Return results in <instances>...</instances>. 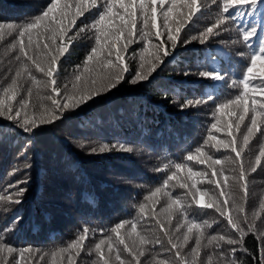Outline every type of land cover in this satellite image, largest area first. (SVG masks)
I'll return each instance as SVG.
<instances>
[{"label":"trees","instance_id":"obj_1","mask_svg":"<svg viewBox=\"0 0 264 264\" xmlns=\"http://www.w3.org/2000/svg\"><path fill=\"white\" fill-rule=\"evenodd\" d=\"M105 2L96 0L98 10L76 17L75 25L68 24L65 41L72 37L74 46L59 58L58 74L54 77L57 87L58 84L62 87L61 95L65 89L71 95H79L82 89L92 86L91 82L98 74L106 71L102 67L104 62L108 59L115 62L114 53L108 56L105 50L99 57V63L89 62V71H84L87 55L92 48H99L93 25L104 10ZM50 3L51 0H0V24L23 26L42 15ZM65 3L75 13L78 0H61V6ZM252 10L264 14V5L257 0ZM236 11L239 15L230 10L229 25L223 20L219 8L206 1L202 5V17L195 18L180 35L181 40H191L213 27L208 40L204 44L199 39L187 45L180 43L174 59L164 64L150 82L132 84L129 81L140 70L141 54L148 55L143 52L148 45L140 36L139 21L132 42L121 53L128 67L125 81L111 92L95 97L81 110L68 111L61 120L42 126L34 134L25 133L13 121L0 116V244L14 249L13 253H8L6 248L0 251V264H17L19 253L25 249L28 251L20 264H104L105 260L108 264H121V261L123 264H193L196 237L201 233L196 264H232L233 261L235 264H264V192H261L264 188V155L260 164L254 167L257 172L254 179L250 178L253 186L246 191L241 189L240 203L226 209L224 216L208 213L204 215L202 223L192 221L190 215L198 206L190 195H185L188 190L180 187L183 183L191 185L196 182L199 188L203 179L217 178L222 182L221 189L225 196H231V189L223 183V176L227 174L225 168L223 175L218 169L213 177L212 169L207 166L195 169L189 164L187 156L191 154V147L200 145L197 141L193 146L190 144L204 125V117L213 119L218 105L234 100L243 91L240 84L243 75L238 70L231 79L230 88L220 97L213 92L215 84L198 78V73L204 71L201 68L204 64L203 48L212 54L209 62L217 63L227 56L231 57L230 48L221 46L223 29H230L235 41H239V38L243 41L244 30L255 27L257 36L251 37L249 42L255 41L259 47L260 38H264V19H251L245 10ZM158 18L162 24V17ZM221 20L223 22L219 23ZM161 31L166 30L161 28ZM50 35L37 36L33 33L34 44L26 49L29 55L39 59L37 56L44 51L43 44H51ZM20 39L18 32L9 34L7 29L0 35V99L7 101V96L12 93L6 95L3 89L12 87L15 78L17 95L12 102L20 106L21 101H26L28 106H37L41 112L43 107L51 108V100L47 97L52 94L49 88H38L31 78L44 81L47 77L37 75L39 72L26 57L17 59L20 56ZM37 41L40 43L39 49L35 46ZM23 42L27 44V36ZM156 42L153 40V43ZM120 43L123 44L124 40ZM56 44L60 45L61 41L58 39ZM199 49L202 60L195 57V54H200ZM252 54L253 51L246 47L237 58L251 61ZM25 65L31 76L23 71ZM18 71L21 72L19 77L16 76ZM186 71L192 75H183ZM77 75L81 76L79 81L75 79ZM174 88L180 89L179 94L173 91ZM209 95L212 99H208ZM197 99H202L204 103L181 110V104ZM234 108L230 107L223 113L217 111V119L228 118ZM98 116L108 130L107 135L94 133L82 121L85 117L90 123L98 121L100 124ZM231 117L236 118V115ZM85 140L88 141L83 142ZM90 141L92 145L88 144ZM144 144L149 145L144 148ZM250 144L264 151V128L252 136ZM119 145H124L125 149L131 148V151L121 149ZM104 146L105 150L100 151ZM164 147L169 151H174V148L189 149L184 155L175 157L185 162L181 169H176V163L151 158ZM92 148L97 151L93 152ZM140 149L146 155H142ZM193 161L199 163L195 159ZM158 163L163 172L154 175ZM224 163L222 157V166ZM251 166L248 164L249 170H252ZM189 168L197 173L191 179L188 178ZM173 172L177 176L169 180ZM238 178L232 182L244 184ZM166 180H169L167 186ZM257 185H260L259 192L255 193L252 188ZM157 188L162 190L161 193L147 200ZM220 191L213 187L207 195H218ZM169 197L181 200L180 209L174 207L170 215L165 211L170 203ZM17 200L20 203H16ZM243 201L248 206L260 203L261 212L247 208ZM141 205L146 206L144 213L140 212ZM229 216L239 224L243 235L231 227ZM17 217L20 220L14 222ZM121 223L125 226L119 229L117 235L113 229ZM133 223L136 224L135 233L131 229ZM192 223L201 225V228L193 229L189 240L184 242ZM81 236L85 237L83 243L77 248H69ZM141 236L150 243L141 244ZM220 236L224 240H211ZM121 239L123 244L120 243ZM156 240L160 243H156ZM228 240L235 243L229 244ZM101 241L104 243L97 251L96 245ZM173 243L178 245V249L172 248ZM125 245L130 251L125 250ZM233 249L236 250L235 254ZM177 250L180 257L176 256Z\"/></svg>","mask_w":264,"mask_h":264},{"label":"snow or ice","instance_id":"obj_2","mask_svg":"<svg viewBox=\"0 0 264 264\" xmlns=\"http://www.w3.org/2000/svg\"><path fill=\"white\" fill-rule=\"evenodd\" d=\"M260 4L264 5V0H259ZM222 12L229 13L230 10H233L236 15H239V12L236 11L238 5H251L253 8L257 5V0H222ZM104 10L99 13V19L95 22L93 27L96 31V44L99 45V48H92L90 53L86 57L85 69L84 71H89L87 67L89 62L96 61L99 63V57L107 51L108 56L115 55V62L112 59H108L103 63L102 67L106 69L103 73L97 75L95 79L92 80V86L86 87L81 90L79 95H65L64 101L62 102L57 97L60 95V89L57 87V81L54 78L58 74V60L61 57H64L65 54L69 53V50L74 46V39L68 37L65 41V37L68 35L69 28L68 24L75 25L76 17L83 16L86 12L91 10H98L96 0H82L76 5L75 13L71 12L70 5L68 3L61 6V0H51V3L48 5L47 10H45L42 15L37 16L31 22L26 23L23 26H14L13 24H0V35H3L4 30L7 29L9 34L13 32H18L20 39L19 43V53L20 56H17V59L21 57H26L31 64L35 67L36 71L43 73L47 77L44 81H38L35 77H31L34 84L38 88H50L51 93L55 94L54 96L47 97L51 100V108L43 107V110L39 115L32 114L29 115L26 111L27 102H20V109L24 110V115L22 116L21 110H13V107L7 101H12L16 99L17 93L15 92V85L17 80L13 78L12 87H5L3 92L7 95L9 92L12 94L7 96V101L0 99V116H5L8 120L13 121L17 126H19L25 133L34 134L44 125H52L57 121L61 120L64 117V114L67 111L75 110L81 105L86 104L87 102L93 100L95 97L101 96L103 94L111 92L116 88L122 81H125V73L128 72V67L124 62V57L121 53L127 49L128 43L132 42V38L136 34V25L137 21L141 22V28L139 29L140 36L142 39L147 41V47L143 50L144 53H148L147 56L141 54L139 65L140 70L136 72L135 76L131 81L132 84H137L141 82H150L151 78H154V74L160 71L163 68V65L170 62L175 57V51L179 47L180 43L187 45L193 40L199 39L201 44H204L209 36L213 33V27L207 28L205 33H201L200 37H192L191 40H181V32L186 29V26L194 21V18L201 14L202 6L199 0H106L104 4ZM118 9V10H116ZM71 15V19L69 16ZM158 17H162V24L158 23ZM67 21V23H65ZM221 20L219 23H222ZM264 27V25H262ZM161 28L166 31H161ZM154 30V31H153ZM83 31V30H81ZM33 33L37 36H43L48 33H51L49 39L51 44H43V52L39 59H34L33 56L29 55L27 48H31L34 44L32 39ZM27 36V44L23 42V38ZM257 36V30L255 27H252L250 30L245 29L243 32V41L249 47L248 44L251 37ZM61 41L60 45L56 44L57 40ZM121 40H124V43L121 44ZM153 40L157 41L153 43ZM261 46L253 51L251 56L250 64L246 67V71L243 74V78L240 80V84L243 86V91L240 95H237L234 100H229L226 104H220L217 106V111L223 113L225 110L230 107H235L242 109L243 114L239 116V121H244L245 116L251 111L253 115L251 116V125L247 129V134L243 137L244 145H247L251 136L255 134L256 131L261 130V125L264 124V38H260ZM67 45V46H65ZM37 49L40 48L39 41L35 42ZM152 49V51H149ZM211 59V57H209ZM214 63V61H213ZM23 71H26L31 76V72L28 69L27 65L24 66ZM21 72L18 71L16 76L19 77ZM183 75L188 76L192 75L190 71H186ZM198 78L203 80H210L219 83H224L226 81V76L223 75L218 70H205L198 73ZM77 81L81 79L80 75L75 77ZM75 88V85H74ZM99 89V90H98ZM31 91V90H29ZM174 92L179 94L180 89L174 88ZM208 99H212L209 95ZM249 100L251 104H249ZM204 101L202 99L187 100L185 104H181V110L185 108H191L196 105L202 104ZM235 115V113H232ZM257 116L262 117L260 121L257 120ZM233 125L228 123L224 126V133L226 136L231 137L230 140L218 139L216 135H209V139L204 141L205 145H209L212 142L213 147L217 151L220 149H230L235 153L237 160H240L239 165V181H245V170L244 165L241 160L242 148L238 149L236 137L232 131ZM236 128H239V123H237ZM212 129L216 132H220L221 128L217 126L216 123L212 124ZM105 147H101L99 150L104 151ZM121 149L126 151H131V148L125 149L124 145H119ZM92 151H97L96 148H92ZM198 153L197 156L189 154L187 156L188 161H193L194 159L199 162L201 165H207L209 169H212L211 175L215 177L217 171L215 169L216 165H221L220 174L223 175V166L222 161L213 160L211 156H206V153L202 152L200 148L196 149ZM261 155H264V151L261 152ZM206 157V158H204ZM256 164H260V159L257 158ZM176 169H181L180 164L175 165ZM256 169L253 168L252 171ZM189 179L195 177L197 173L193 172L189 168ZM200 175H206V173H200ZM177 173L173 172L172 176L169 177V180L176 178ZM229 177L223 176V183L225 186L231 188L229 185ZM232 179H235L233 177ZM169 180L165 181V186L168 185ZM213 183V181H209ZM216 187L220 188V181H215ZM181 188L187 189L188 191L185 195H190L193 200L196 201L198 210L203 209H212L215 208L221 216H224L225 210L224 207L217 199H212L209 203H204V195L206 192H201L199 188L196 187V182H193L191 185L183 183L180 185ZM244 190L246 191V184H242ZM193 189L195 191H193ZM21 192L24 191L23 188L20 189ZM161 189L157 188L154 192L151 193L147 200H152L154 197H157L161 193ZM167 195V193H165ZM197 194H199V199L197 200ZM220 196L225 195L224 191L221 189ZM170 203L168 204L166 212L171 214L173 208L177 210L181 207V200L179 198L172 199L169 197ZM20 203V201H15ZM224 205L228 204V201L223 202ZM145 205H141L140 212H145ZM242 211V209H240ZM19 217L15 218L14 222H18ZM228 222L233 229L241 232L243 235L242 229H240L239 224L233 220L231 216L228 217ZM124 223L118 224L116 228L113 229L114 232L119 234V229L123 228ZM201 225L192 223L188 227V234L184 236V242H187L190 238L189 234L192 233L193 229L199 230ZM132 232H136V224L131 225ZM87 230H85L86 232ZM201 235L196 237L197 247L193 249V264H196V257L199 255L198 249L200 246ZM85 239L84 236H81L78 240L73 241L69 248H77ZM224 240L223 236L212 237L211 240ZM210 240V243H211ZM101 243L96 245V250L99 251L101 248ZM120 243L123 244L124 241L121 239ZM141 244L150 243L148 239L141 236ZM156 243H160L159 240H156ZM229 244L235 243L233 240H228ZM111 247V245H109ZM6 248L8 253H13L14 249L7 244H0V251ZM173 249H178L177 244H172ZM125 250L130 251L127 245H125ZM28 250H22L17 257V264H20V260L24 258L25 252ZM235 249L232 250L235 254ZM176 256L180 257V252L177 250ZM119 260V256H117ZM183 260V257H181ZM104 264H108V261L105 260ZM123 264V261H121ZM235 264V261L232 262Z\"/></svg>","mask_w":264,"mask_h":264},{"label":"rangeland","instance_id":"obj_3","mask_svg":"<svg viewBox=\"0 0 264 264\" xmlns=\"http://www.w3.org/2000/svg\"><path fill=\"white\" fill-rule=\"evenodd\" d=\"M206 1L216 5V7L219 8V11H220L221 16L223 17V20L225 22H227L229 25L231 24V20H230V15L231 14H229V13L226 14V13L222 12V7H223L222 0H199V2L201 3V6ZM238 9H241L242 11L245 10V13L247 15H249L251 19H257V18H259L257 20L264 19V16H263L264 14L261 13L259 10H257L256 12L254 10H252V6L251 5H239L237 7V10ZM201 17L202 16L200 14V15L196 16L195 18H201ZM158 21H159V18H158ZM138 22H139V19L137 21V25L140 23V22L139 23ZM189 26H190V24L187 25L186 28L189 27ZM182 32H183V30H182ZM222 37H223V44H221V46L223 48H228V47L230 48V52H231L230 56L232 58L234 57V60H232L231 57L227 56V57L224 58V60L222 59L220 62L210 63L209 62V57H212V54L205 48H203V51H202L203 52V56H204V60L201 59L200 49H199L200 54H195V57L200 58L202 60V62L204 63L201 66V68H203L204 71L205 70L210 71V70L215 69V70L220 71L227 78L224 83H219V82H215V81H210L209 80V84H215L212 88H213L214 94H216V97H220L221 94H223L225 91H227L230 88L231 79H232L234 73L237 74L236 73L237 70L240 71L241 74L243 75L245 73V71H246V67L250 64V60H247V61L239 60L237 58V55L241 54V52L243 50H245L246 47L250 51H254L257 48H259V45L255 41L254 42L253 41L252 42H248V44H250L251 47L247 46L245 44V42L243 43L241 38H239V41H235L234 37L232 36V33H231L230 29H223L222 30ZM236 42H238L237 45H235ZM232 48H234V49H232ZM37 57H41V55H38ZM37 75H39L41 77L44 74L43 73H37ZM62 81L64 82L63 79H62ZM58 88L60 89V95L57 98L60 99L63 102L65 95L66 94L67 95H71V94H69L68 91L65 89L63 94L61 95V89H62L61 85L58 84ZM49 91L51 92L50 88H49ZM51 94H52V96L55 95L53 93H51ZM7 102L12 105L14 111L17 110V109H20V106H17L16 102H14V103L12 101H7ZM224 104H226V103H224ZM83 106L84 105H81L80 107H78L76 109L77 110H81L83 108ZM47 108H50V107L47 106ZM20 110H22V109H20ZM26 111H27V113L29 115H32V114L39 115L40 114L39 109L37 108V106H34V105L33 106H27ZM21 113H22V116H23L24 115V110H22ZM67 113H68V111L65 114H67ZM232 113H235L236 118H232L231 117L233 115ZM232 113L230 114V116H228V118L217 119V109H216V111L214 112V115H213V119H209V118L204 117L205 118V121L203 123L204 125H202L199 128V131H198L199 133L195 135L194 139L192 140V142L190 144L191 146H193L195 141L200 143V145L196 146V147L195 146H193V147L190 146L191 147L190 148L191 149V154L194 157L198 155V153L196 152V149L200 148L202 152L206 153V156H211V158L213 160L222 161V157L224 158L225 163H224L223 168H225V171L227 172V174L225 176H228L230 178L229 180L232 183V184H230L231 188L227 187V188L231 189V196L227 198L225 195L220 196L219 194L218 195H207V193H209V191L213 187H216L215 181H219L217 178L203 179L201 184H200V187H199L201 192H206V195H204V203L211 202V200L213 198L217 199L221 203V205L224 207V210L230 209V208H232L235 205H238L240 203L239 192L244 187H242V185L236 184L235 182H232V180H235V179H237V177H239L240 160L236 159L235 153H233L230 149H220L219 151H217L216 148L212 146V144H214L215 142H212L209 145H205L204 141L209 139V135L210 134L216 135L218 139L230 140L231 137L226 136L225 133H224V126L226 124H228V123H231L233 125L232 131H233V134L236 137V142H237L238 149H240V148L243 149L242 150V155H241V160L243 162L244 169H245V181H244V184H246V190H247V188H249V186H253L252 182L250 181L251 180L250 178H253L254 174L257 173L255 171L249 170L248 164L252 165L251 167L253 169L256 166L257 158H259V159L263 158V155H261L262 151L257 147V145L250 144V141L252 140V136L249 139V142H248L247 145H244V143H243V137L247 134V129L251 125V116L253 115V113L250 111L245 116V119L242 122L239 121V116L243 114L242 109L234 108ZM3 117L6 118L5 116H3ZM94 117H95V114L91 118L93 119ZM83 119H84V120H82L83 123L85 125H87L88 127L92 128L94 133L99 134V135H107L108 130L106 129V126H104V124H102V122L100 121L99 116H98V119L100 121V124L98 123V121H96L94 123L93 122L90 123L89 119H85V117H83ZM261 119H262V117L257 116V120L258 121H260ZM214 123H216L217 126L219 128H221L220 132H216L214 129H212V124H214ZM237 123H239V128L238 129L236 128ZM262 128H264V124L261 125V129ZM199 139L201 141H199ZM86 141H88V140H85L83 142H86ZM84 144H87V143H84ZM88 144L92 145L93 142L90 141ZM66 145L68 146L69 143L66 142ZM148 145L149 144H144V148L147 147ZM251 145H253V146H251ZM139 151L142 153V155H146V152L144 150L140 149ZM187 151H189L188 148H185V149L180 148V150L174 148V151H169L166 147H164L160 152L155 153L154 156H152L151 158L154 157L153 160H155L157 158H160V159H163L164 161L168 162L169 164L176 163V164L183 165V164H185V162L180 160V159L178 160L175 157H180V156L184 155ZM36 153L38 155H40V151H37ZM204 158H206V157H204ZM158 164H159V165H157L158 169H157L156 173H154V175L162 171V169H160V167H159L160 163H158ZM189 164L192 165L195 169H200V168H204L205 166H207L206 164L205 165H201V164L197 163L196 161H189ZM76 167H77V165H76ZM215 169L216 170L221 169L220 165H216ZM251 172H253V173H251ZM257 176H259V174H257ZM233 177H235V179H232ZM210 180L213 181V183H209ZM155 181H157V180H155ZM256 181H258L259 183H262L259 179H256ZM220 185H222V182H220ZM258 187H260V185H257L256 188H252V191H254L255 193H258L259 192ZM218 189L221 190V187L218 188ZM261 192H264V188H263V190ZM199 198H200L199 194H197V198L196 199L198 200ZM225 200L228 201L227 205L223 204V202ZM243 203H244V205L247 208H249L251 210H256V211L261 212L262 205L260 203H257V205H255V206H248V204H246L244 201H243ZM208 213L220 214L219 212H217L215 210V208L198 210V207H197L195 209V212L192 213L190 215V217L192 218V221H197L200 224V223L203 222L204 215L208 214Z\"/></svg>","mask_w":264,"mask_h":264}]
</instances>
